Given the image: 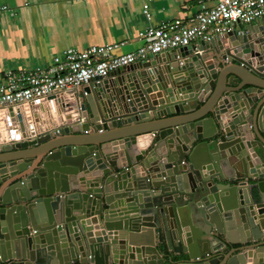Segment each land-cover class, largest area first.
<instances>
[{
  "label": "water",
  "instance_id": "1",
  "mask_svg": "<svg viewBox=\"0 0 264 264\" xmlns=\"http://www.w3.org/2000/svg\"><path fill=\"white\" fill-rule=\"evenodd\" d=\"M0 264H264V17L0 107Z\"/></svg>",
  "mask_w": 264,
  "mask_h": 264
},
{
  "label": "crops",
  "instance_id": "2",
  "mask_svg": "<svg viewBox=\"0 0 264 264\" xmlns=\"http://www.w3.org/2000/svg\"><path fill=\"white\" fill-rule=\"evenodd\" d=\"M199 1L0 0V72L47 65L68 47L119 43L115 54L133 51L142 44L138 32L150 24L142 13L144 4L148 5L152 22L159 23L191 17ZM202 1L211 4V0ZM218 50L216 46L208 51L205 59L211 61ZM127 81L126 76L124 80L110 78L106 87L115 92ZM37 109L47 112L44 103Z\"/></svg>",
  "mask_w": 264,
  "mask_h": 264
},
{
  "label": "built area",
  "instance_id": "3",
  "mask_svg": "<svg viewBox=\"0 0 264 264\" xmlns=\"http://www.w3.org/2000/svg\"><path fill=\"white\" fill-rule=\"evenodd\" d=\"M142 13L150 24L137 36L142 44L135 50L115 54L119 43L68 47L55 54L47 65L22 67L0 72V107L21 104L73 86L87 84L97 77L167 51L208 42L216 35L236 31L264 17V0H200L197 11L187 19L152 22L147 4Z\"/></svg>",
  "mask_w": 264,
  "mask_h": 264
}]
</instances>
